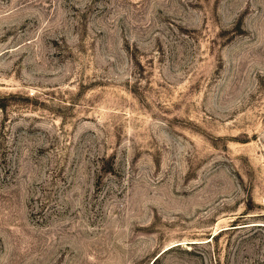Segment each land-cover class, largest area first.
<instances>
[{
	"label": "rangeland",
	"instance_id": "obj_1",
	"mask_svg": "<svg viewBox=\"0 0 264 264\" xmlns=\"http://www.w3.org/2000/svg\"><path fill=\"white\" fill-rule=\"evenodd\" d=\"M0 264H264V0H0Z\"/></svg>",
	"mask_w": 264,
	"mask_h": 264
}]
</instances>
